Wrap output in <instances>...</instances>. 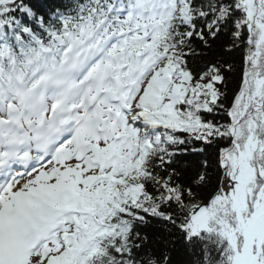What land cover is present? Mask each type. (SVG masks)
<instances>
[{"label": "snow or ice", "instance_id": "6c2138e0", "mask_svg": "<svg viewBox=\"0 0 264 264\" xmlns=\"http://www.w3.org/2000/svg\"><path fill=\"white\" fill-rule=\"evenodd\" d=\"M46 7L0 0V264H264V0Z\"/></svg>", "mask_w": 264, "mask_h": 264}, {"label": "trees", "instance_id": "16d2710c", "mask_svg": "<svg viewBox=\"0 0 264 264\" xmlns=\"http://www.w3.org/2000/svg\"><path fill=\"white\" fill-rule=\"evenodd\" d=\"M69 3L70 0H47L46 11L49 12V14L57 11H63L64 7H66ZM237 64H239V53L237 54Z\"/></svg>", "mask_w": 264, "mask_h": 264}]
</instances>
